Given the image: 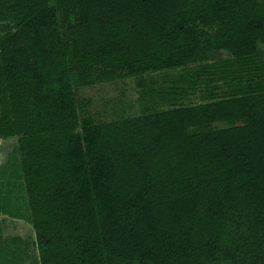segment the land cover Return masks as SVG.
Here are the masks:
<instances>
[{"label": "trees", "instance_id": "16d2710c", "mask_svg": "<svg viewBox=\"0 0 264 264\" xmlns=\"http://www.w3.org/2000/svg\"><path fill=\"white\" fill-rule=\"evenodd\" d=\"M125 78L137 114L77 93ZM11 137L39 264H264V0H0Z\"/></svg>", "mask_w": 264, "mask_h": 264}, {"label": "rangeland", "instance_id": "374dc122", "mask_svg": "<svg viewBox=\"0 0 264 264\" xmlns=\"http://www.w3.org/2000/svg\"><path fill=\"white\" fill-rule=\"evenodd\" d=\"M171 72L177 74L179 70ZM167 73L170 72L150 75L149 77L156 80L155 83H150V86L160 87L161 80ZM223 86V88H226L227 85L223 84ZM137 90L138 87L134 85L133 79L125 78L119 81L81 87L77 89V93L79 96L91 101L90 110L97 119H110L120 114L131 115L139 112L138 103L134 100ZM221 93L220 95L223 96ZM156 100L158 108L169 106V104ZM198 101V90L181 99V103L185 104ZM226 125L225 123L218 124L220 127ZM17 157L16 139L11 137L0 140V237L2 240H7L8 248L11 247L10 239L13 237H19L21 243L26 242L27 246L32 245L31 241L33 239L32 227L25 220L21 210V202H24L25 194L19 185L20 177L17 172V165L15 166ZM14 214L18 215L14 216ZM17 224H21L23 229L19 230L22 227L17 226ZM30 251L31 255L37 257V252L32 246Z\"/></svg>", "mask_w": 264, "mask_h": 264}, {"label": "crops", "instance_id": "0c3cea01", "mask_svg": "<svg viewBox=\"0 0 264 264\" xmlns=\"http://www.w3.org/2000/svg\"><path fill=\"white\" fill-rule=\"evenodd\" d=\"M16 218H18V217H16ZM17 226L22 227L19 230L23 229V226L21 224H17ZM23 244H25V247H27L26 242ZM31 246L28 245V247L25 248V250H27V253L25 251V253L23 255L12 256V255L0 254V264H39L38 257H36L35 255H31L30 253L28 254V251L31 252L30 251Z\"/></svg>", "mask_w": 264, "mask_h": 264}]
</instances>
